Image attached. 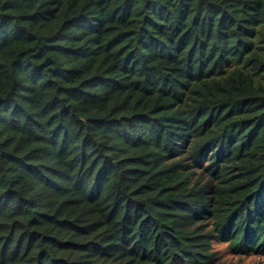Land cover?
Segmentation results:
<instances>
[{
  "label": "trees",
  "instance_id": "obj_1",
  "mask_svg": "<svg viewBox=\"0 0 264 264\" xmlns=\"http://www.w3.org/2000/svg\"><path fill=\"white\" fill-rule=\"evenodd\" d=\"M264 254V0H0V264Z\"/></svg>",
  "mask_w": 264,
  "mask_h": 264
},
{
  "label": "rangeland",
  "instance_id": "obj_2",
  "mask_svg": "<svg viewBox=\"0 0 264 264\" xmlns=\"http://www.w3.org/2000/svg\"><path fill=\"white\" fill-rule=\"evenodd\" d=\"M214 251L219 252L221 255V262L224 264H264V254L263 255H253V256H232L226 246L216 244L213 247Z\"/></svg>",
  "mask_w": 264,
  "mask_h": 264
}]
</instances>
